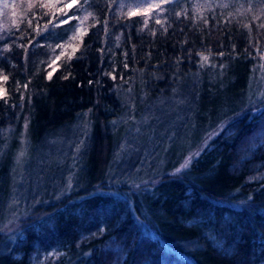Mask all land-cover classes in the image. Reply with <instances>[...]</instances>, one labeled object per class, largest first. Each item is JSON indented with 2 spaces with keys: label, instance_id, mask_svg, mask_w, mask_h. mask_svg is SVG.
Returning <instances> with one entry per match:
<instances>
[{
  "label": "trees",
  "instance_id": "obj_1",
  "mask_svg": "<svg viewBox=\"0 0 264 264\" xmlns=\"http://www.w3.org/2000/svg\"><path fill=\"white\" fill-rule=\"evenodd\" d=\"M138 1L80 0L83 8L65 9L93 15L84 22L87 34L71 41L75 54L67 47L60 55L57 45H67L79 24L48 23L66 18L56 11L63 0L48 8L41 0L32 8V0H0V16L3 4L21 5L0 25V75L8 77L0 80V142L26 123L30 153L78 121L88 125L76 185L45 207L47 196L39 197L31 215L0 236V264H264V95L232 111L264 55V28L249 17L264 0H170L159 15H127ZM244 5L249 10L240 12ZM202 56L218 75L194 86L192 98L200 124L212 112L206 129L225 109L217 132L184 171L160 176L132 198L96 192L110 151L107 125L122 112L123 90L132 89L136 106L140 91L151 99L172 87L171 78L189 86ZM8 168L0 159V201L8 195ZM132 201L144 204L156 237L141 232Z\"/></svg>",
  "mask_w": 264,
  "mask_h": 264
},
{
  "label": "rangeland",
  "instance_id": "obj_2",
  "mask_svg": "<svg viewBox=\"0 0 264 264\" xmlns=\"http://www.w3.org/2000/svg\"><path fill=\"white\" fill-rule=\"evenodd\" d=\"M63 1L64 4L67 3V0ZM254 2L244 0L246 5ZM138 3L146 6L145 0H139ZM20 7L17 4L15 8L4 10L0 16V25H3V20L12 18ZM198 9L202 11L205 8ZM248 10L249 7L245 5L239 9L240 12ZM252 11L255 12L249 15L250 20H256L257 26L262 30L264 7L257 6ZM159 12L160 9L156 13ZM216 75L218 67L213 60L208 58L205 62L200 58L196 68L188 73L189 86L185 83L183 85L179 78L173 79L174 81L171 78L169 83L172 87L158 88L151 99H145L144 92L140 91L136 106L132 89L123 90L119 96L122 112L107 125L111 139L110 151L102 171L103 178L95 191L132 198L134 193L148 190V185L161 178L160 176L178 175L184 171L187 166L182 165L186 161L189 164L205 147L217 132V125L225 115V109L219 111L218 123L206 129L212 122V112L206 114L205 122L200 124L197 116L199 111L192 98L194 86L199 84L200 87L202 81L211 84ZM246 84L245 92L232 111L240 109L241 106H251L264 95V55L251 69ZM219 88L223 90L222 86ZM26 129L24 123L17 136H5L0 142V159L9 163L8 195L0 201L1 238L11 235L18 222L31 215L36 204L41 202L37 201L39 197L47 196L42 205L48 206L52 201L68 195L79 180L75 163L86 141L88 125L85 122L78 121L65 132L45 140V144L30 153L27 149ZM8 131L14 133V128ZM132 208L141 232L156 237L155 226L144 204L141 202L136 206L132 201ZM65 264H75V261H66Z\"/></svg>",
  "mask_w": 264,
  "mask_h": 264
},
{
  "label": "snow or ice",
  "instance_id": "obj_3",
  "mask_svg": "<svg viewBox=\"0 0 264 264\" xmlns=\"http://www.w3.org/2000/svg\"><path fill=\"white\" fill-rule=\"evenodd\" d=\"M57 2H59V0H57ZM170 0H145V5L146 6H141V5H137V10L136 11H130L127 13V15L129 16H135V15H144V16H148L149 13L151 11L157 10V9H161L163 5L169 3ZM88 0H84V4H87ZM84 4H80V0H67V3L63 4L62 7L56 9L57 12L62 13L64 15V17H66L65 19H59V17H56V21L55 23L52 20H49L48 23L53 24V27H59L62 24H67L70 20L73 19H77L79 20V24L75 25L73 28V36L71 37V40L67 43V45L65 44H58L57 47L61 48L63 51L61 52L60 55H65L66 54V48L67 47H72V52L73 54H75V52L78 50V46H73L71 44V41L76 40L78 37H82L83 35L87 34V30L84 27V22L87 21L89 19L90 16L93 15V13L88 12L87 14H85L82 18L79 17L76 13H73L71 16L68 15V12L65 11V9H71L74 5H80V8H83ZM36 6L35 4V0H32V2L29 3L28 7L32 8ZM39 6L42 8H48L50 6H54L52 3V0H41V2L39 3ZM9 7V5L7 3L3 4V8L7 9ZM13 8H15V5H12ZM79 8L77 9V12H79ZM156 23L159 24L160 20L157 19ZM143 24L145 27H147L148 25V20L145 19L143 21ZM29 25H31V21H29ZM262 27H264V25H261ZM47 30V27H45V31ZM37 34H39V30L37 29ZM118 39V38H117ZM31 43V42H30ZM21 47L25 48V51H27V46L26 45H20ZM5 50H8L7 46L5 47ZM102 51V49L100 50ZM72 56H68V59H71ZM203 61L207 62L208 57L207 56H202L201 57ZM60 56H56L55 59L52 60V62L49 64V67L52 66V64H54L56 62V60H59ZM127 66V65H125ZM55 70V69H54ZM111 75V74H109ZM48 79L52 78V73H48ZM67 78V77H66ZM8 79L7 76L4 75H0V80L6 81ZM113 79H115V77H113ZM23 87L26 89L27 88V84L23 85ZM4 96V90L2 87H0V99H2ZM188 161L185 162V165H182V167L187 166ZM180 169H177V171H179Z\"/></svg>",
  "mask_w": 264,
  "mask_h": 264
}]
</instances>
